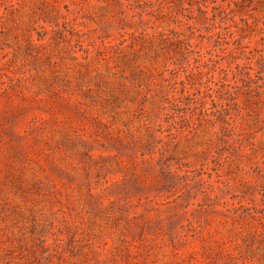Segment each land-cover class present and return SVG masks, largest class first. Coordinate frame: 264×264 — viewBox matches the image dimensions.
<instances>
[{"label": "rangeland", "instance_id": "obj_1", "mask_svg": "<svg viewBox=\"0 0 264 264\" xmlns=\"http://www.w3.org/2000/svg\"><path fill=\"white\" fill-rule=\"evenodd\" d=\"M0 264H264V0H0Z\"/></svg>", "mask_w": 264, "mask_h": 264}, {"label": "trees", "instance_id": "obj_2", "mask_svg": "<svg viewBox=\"0 0 264 264\" xmlns=\"http://www.w3.org/2000/svg\"><path fill=\"white\" fill-rule=\"evenodd\" d=\"M236 68H238L237 64H236ZM239 73H242V68H238L234 74H239Z\"/></svg>", "mask_w": 264, "mask_h": 264}]
</instances>
